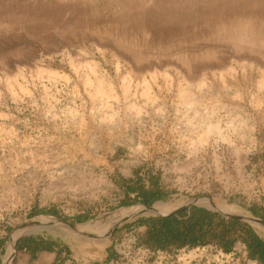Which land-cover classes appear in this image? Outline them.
<instances>
[{
    "label": "rangeland",
    "instance_id": "rangeland-1",
    "mask_svg": "<svg viewBox=\"0 0 264 264\" xmlns=\"http://www.w3.org/2000/svg\"><path fill=\"white\" fill-rule=\"evenodd\" d=\"M191 204L264 232V0H0L6 249L35 232L93 264H246L147 252L134 223ZM44 218L85 231L24 226Z\"/></svg>",
    "mask_w": 264,
    "mask_h": 264
},
{
    "label": "crops",
    "instance_id": "crops-1",
    "mask_svg": "<svg viewBox=\"0 0 264 264\" xmlns=\"http://www.w3.org/2000/svg\"><path fill=\"white\" fill-rule=\"evenodd\" d=\"M158 189L159 187L156 183L155 188L153 189L154 192L147 193L139 189L135 195L140 202H145L147 197L152 199V195H156L159 200V197H162V195ZM194 206L206 209L217 217L214 218L213 223L210 226L205 225L202 228V241H198L203 242L202 244H193V246H189L190 244H142L144 247H146V249H148L147 252H155L156 254H169L170 251L176 249L180 250L185 248L214 247L215 249H219L221 252L232 255L234 258L241 256V259H243L244 263L246 264H264L263 231L260 232V230L253 228L252 223L249 220L231 217L222 218L223 216L220 213H217L215 210L196 204L180 207V212L172 215H179L181 213L189 212ZM158 216L166 217L169 215ZM259 219L264 220V217ZM247 232H250L251 236H249L250 234ZM32 233L35 232H31L29 236L17 238L15 240L14 253L13 246H10L8 249H6V242L4 240H0V264H93V258L88 256V254L86 255V259L84 261H80V259L72 256L69 250L66 248L64 249L58 247L59 244H61L60 242L45 238L43 235H36ZM32 239L33 241L31 242ZM255 242L260 244H255ZM10 244L12 245L11 241ZM37 246H43V248L38 249ZM256 246H258V248ZM120 253L121 252L117 249L108 248V250H106L104 253L103 261L108 262L116 260L121 257ZM87 257L90 258L88 259L90 262H87ZM98 261L95 264L102 263L101 260Z\"/></svg>",
    "mask_w": 264,
    "mask_h": 264
},
{
    "label": "trees",
    "instance_id": "trees-1",
    "mask_svg": "<svg viewBox=\"0 0 264 264\" xmlns=\"http://www.w3.org/2000/svg\"><path fill=\"white\" fill-rule=\"evenodd\" d=\"M151 198L158 199L156 195H152ZM214 218L217 217L210 211L194 206L189 212L179 215L142 217L134 225L147 227L148 238L144 244H190L189 246H193V244L203 243L198 242L202 241V228L205 225L210 226ZM247 233L251 236L250 232ZM255 244L260 243L255 242ZM37 248L42 249L43 246H37Z\"/></svg>",
    "mask_w": 264,
    "mask_h": 264
},
{
    "label": "water",
    "instance_id": "water-1",
    "mask_svg": "<svg viewBox=\"0 0 264 264\" xmlns=\"http://www.w3.org/2000/svg\"><path fill=\"white\" fill-rule=\"evenodd\" d=\"M137 207H144L146 208L145 210L147 212H153V213H156L158 211V208H155V207H145V206H141V205H138ZM181 209H177V210H167V211H164L163 214H157V215H172V214H177L178 212H180ZM229 216L228 217H231V218H238V219H243V220H247L248 218L245 217V216H233L231 214H228ZM251 218V217H250ZM252 220H255V221H260L262 223H264V220L262 219H259V218H251ZM47 227L46 228H59V227H65V228H69V229H74V230H77V231H85L84 228L82 226H80L79 224L77 223H73V222H70V221H66V220H62V219H58V218H55L53 220H49L47 223ZM43 223H37L35 220H30L28 222H26L24 224V226H36V227H39V228H43ZM10 241L12 243V246H13V253L15 251V239L14 237H10ZM12 253V254H13Z\"/></svg>",
    "mask_w": 264,
    "mask_h": 264
},
{
    "label": "bare ground",
    "instance_id": "bare-ground-1",
    "mask_svg": "<svg viewBox=\"0 0 264 264\" xmlns=\"http://www.w3.org/2000/svg\"><path fill=\"white\" fill-rule=\"evenodd\" d=\"M212 206L214 207L213 208V210H215V211H217V212H221V211H223L219 206H217V205H215V204H212ZM140 208V207H139ZM144 208V207H143ZM142 207H141V209L142 210H144ZM137 209H138V207H137ZM227 210H228V207H227ZM227 213H229V212H227ZM251 219V218H250ZM49 220H51L50 218H45L44 220H39V221H36L37 223H43L44 225H43V227L44 228H46L47 227V222L49 221ZM114 227V226H113ZM112 227V228H113Z\"/></svg>",
    "mask_w": 264,
    "mask_h": 264
}]
</instances>
